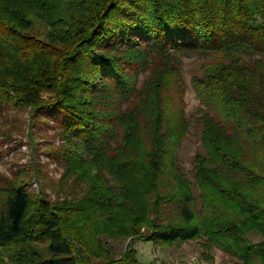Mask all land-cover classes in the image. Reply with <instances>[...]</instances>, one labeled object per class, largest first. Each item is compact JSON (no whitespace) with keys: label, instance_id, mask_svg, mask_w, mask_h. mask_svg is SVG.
<instances>
[{"label":"trees","instance_id":"16d2710c","mask_svg":"<svg viewBox=\"0 0 264 264\" xmlns=\"http://www.w3.org/2000/svg\"><path fill=\"white\" fill-rule=\"evenodd\" d=\"M190 55L211 60L187 117ZM25 113L30 135L56 131L46 155L62 172L0 173V264H141L136 239L264 264V0H0L1 139L24 133Z\"/></svg>","mask_w":264,"mask_h":264},{"label":"rangeland","instance_id":"374dc122","mask_svg":"<svg viewBox=\"0 0 264 264\" xmlns=\"http://www.w3.org/2000/svg\"><path fill=\"white\" fill-rule=\"evenodd\" d=\"M45 31L41 23L33 18V27L30 34L36 33L41 39H44ZM209 58L205 55H190L182 59L184 63V80L186 83L184 102L187 117H190L199 107V101L191 87L190 80L192 76L200 74V67L205 64ZM22 116L23 119L20 121V125L23 126L24 133H14L13 137L7 141L0 138V173L9 176L11 173L16 172L24 166H30V176L40 178V180L42 176H46L43 178V182L46 185L55 183L62 169L59 164H56V162L50 159L46 154L48 148L59 144L60 139L51 124L44 125L42 123H37V125L32 128V135H30L28 115L25 113ZM40 119L44 121L43 117ZM8 122L10 126H14L15 121L12 122L9 118ZM7 127L8 125L5 124L4 128ZM202 153L200 130L195 124H192L179 153V159L184 169L185 176L191 181V160L195 154ZM36 169H39V171ZM35 182V180L32 181L30 189L38 191V186ZM46 192L51 198H54L51 186H46ZM248 237L252 242H258L260 240V236L254 233L249 234ZM103 241L106 242L116 254L123 252L127 246L126 240L111 241L103 238ZM130 246L135 249L136 257L141 264H169L171 262H178V264H230L233 262V259L215 248L211 250L210 255L212 256V261H209L208 258H205V255H203V249L196 241L187 242L180 246L166 247L153 245L151 242L136 239Z\"/></svg>","mask_w":264,"mask_h":264},{"label":"built area","instance_id":"2783aa9c","mask_svg":"<svg viewBox=\"0 0 264 264\" xmlns=\"http://www.w3.org/2000/svg\"><path fill=\"white\" fill-rule=\"evenodd\" d=\"M169 264H178V262H171V263H169Z\"/></svg>","mask_w":264,"mask_h":264}]
</instances>
